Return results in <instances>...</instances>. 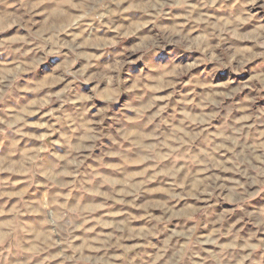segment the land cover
Masks as SVG:
<instances>
[{
    "label": "clouds",
    "instance_id": "clouds-1",
    "mask_svg": "<svg viewBox=\"0 0 264 264\" xmlns=\"http://www.w3.org/2000/svg\"><path fill=\"white\" fill-rule=\"evenodd\" d=\"M0 264H264V0H0Z\"/></svg>",
    "mask_w": 264,
    "mask_h": 264
}]
</instances>
